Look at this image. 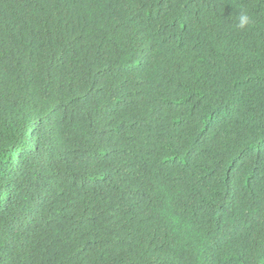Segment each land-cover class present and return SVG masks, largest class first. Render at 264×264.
<instances>
[{
    "label": "trees",
    "instance_id": "16d2710c",
    "mask_svg": "<svg viewBox=\"0 0 264 264\" xmlns=\"http://www.w3.org/2000/svg\"><path fill=\"white\" fill-rule=\"evenodd\" d=\"M0 264H264V0H0Z\"/></svg>",
    "mask_w": 264,
    "mask_h": 264
},
{
    "label": "clouds",
    "instance_id": "9594fccd",
    "mask_svg": "<svg viewBox=\"0 0 264 264\" xmlns=\"http://www.w3.org/2000/svg\"><path fill=\"white\" fill-rule=\"evenodd\" d=\"M251 24V19L249 15L246 12H241L239 16L237 17V24L236 27L240 29H244Z\"/></svg>",
    "mask_w": 264,
    "mask_h": 264
}]
</instances>
